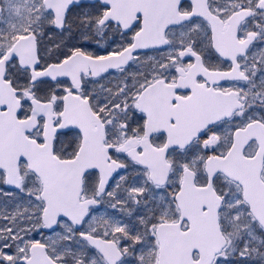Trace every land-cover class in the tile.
<instances>
[{
  "label": "snow or ice",
  "instance_id": "6c2138e0",
  "mask_svg": "<svg viewBox=\"0 0 264 264\" xmlns=\"http://www.w3.org/2000/svg\"><path fill=\"white\" fill-rule=\"evenodd\" d=\"M0 264H264V0H0Z\"/></svg>",
  "mask_w": 264,
  "mask_h": 264
}]
</instances>
